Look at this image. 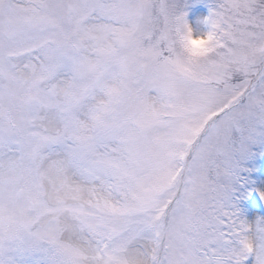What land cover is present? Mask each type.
Returning a JSON list of instances; mask_svg holds the SVG:
<instances>
[{"label":"snow or ice","instance_id":"6c2138e0","mask_svg":"<svg viewBox=\"0 0 264 264\" xmlns=\"http://www.w3.org/2000/svg\"><path fill=\"white\" fill-rule=\"evenodd\" d=\"M186 8L0 0V264H264V0Z\"/></svg>","mask_w":264,"mask_h":264},{"label":"rangeland","instance_id":"374dc122","mask_svg":"<svg viewBox=\"0 0 264 264\" xmlns=\"http://www.w3.org/2000/svg\"><path fill=\"white\" fill-rule=\"evenodd\" d=\"M212 3L213 0H187L186 19L196 33L208 31V26L203 21L209 15ZM255 151L256 156L252 162L255 170L252 178L257 181L264 180V152L259 148ZM238 207L248 220L264 217V200L256 191H249L246 196L239 199Z\"/></svg>","mask_w":264,"mask_h":264},{"label":"clouds","instance_id":"9594fccd","mask_svg":"<svg viewBox=\"0 0 264 264\" xmlns=\"http://www.w3.org/2000/svg\"><path fill=\"white\" fill-rule=\"evenodd\" d=\"M194 39L198 42V46H203V44L207 41V35L205 33H196L193 30Z\"/></svg>","mask_w":264,"mask_h":264}]
</instances>
